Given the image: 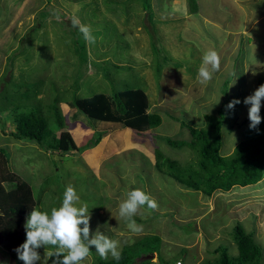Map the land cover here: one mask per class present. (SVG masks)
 <instances>
[{
  "label": "rangeland",
  "instance_id": "374dc122",
  "mask_svg": "<svg viewBox=\"0 0 264 264\" xmlns=\"http://www.w3.org/2000/svg\"><path fill=\"white\" fill-rule=\"evenodd\" d=\"M114 1L107 6L115 7L116 11L112 8L108 12L106 0H0V91L3 82L9 80V65L15 80L34 83L31 92L34 88L44 89L40 94L44 104L53 98L64 103L71 100V85L77 81L81 87L77 96L81 98L96 93L111 94L113 90L128 87L142 88L150 98L152 110L161 115L162 125L153 129V133L151 130L141 135L127 129L124 146L115 155L105 152L109 140L106 137L87 155L76 153L71 156L74 161H69L58 152L41 150L35 143L15 140L10 135L14 128L9 117L5 129L0 128V147L9 156L10 168L31 185L36 197L43 187H48L39 209L49 214L53 207L61 205L66 186L72 185L80 196L78 206L88 205L91 234L99 229L119 241L120 251L143 237L159 235L160 256L168 264H175L176 258H182L179 259L182 264H202L214 260L217 257L214 250L222 244L229 247L230 254H238L232 229L239 222L264 248V179L254 186L235 187L207 197L153 168L158 147L167 158L183 167L197 163L192 150L172 148L158 137L191 140L190 131L180 127L182 121L195 129H208L206 117H218L227 101L223 93L227 81H231L229 102L234 99L241 102L234 109H225L222 155H231L244 139L250 125V105L243 101L258 88V78L264 77V0H197L196 16L190 13V0H151L154 24L137 4L129 7L131 16L127 20L120 12L121 6H115L125 0ZM48 5L54 10L51 9L52 15L41 30L43 36L32 37L31 44L20 49V56L10 57L21 39L39 26V13L47 10ZM100 8L110 19L101 17ZM73 17L89 26L91 32L95 31L92 27L95 24L98 30L114 35L103 40L98 36L99 62L131 68L123 75L134 72L137 77L130 74L122 78L114 73L113 79L106 80L102 71L95 76V70L76 76L79 57L71 50L72 35L68 33ZM106 20L113 26L102 30ZM120 42L128 46L126 52L117 49L124 52L122 60L113 53ZM153 42H160L168 57L181 68L169 64L156 77ZM87 45L92 46L88 42ZM209 49L219 53L221 67L210 82L201 84L197 79L198 69ZM63 113L70 126H80V130L75 129L78 136L72 131L73 143L77 147L85 146L93 138L94 129L83 121H74L71 111L68 113L66 109ZM134 189L143 190L158 204L156 210L143 206L133 217L137 225L143 226L140 233L133 232L129 222L119 217V203ZM15 199L27 201L21 195ZM31 201V205H36L35 198ZM4 251L1 246V256ZM38 251L42 260L37 264H42L45 249ZM148 256L151 255L141 260ZM97 257L100 256L93 247L83 264H95ZM111 258L109 254L107 260ZM161 258L156 253L150 264H165ZM6 259L2 257L4 264H16L15 259L10 258L9 262ZM48 264L52 263L48 261Z\"/></svg>",
  "mask_w": 264,
  "mask_h": 264
},
{
  "label": "trees",
  "instance_id": "16d2710c",
  "mask_svg": "<svg viewBox=\"0 0 264 264\" xmlns=\"http://www.w3.org/2000/svg\"><path fill=\"white\" fill-rule=\"evenodd\" d=\"M114 2V0H106L105 5L108 12H111L112 8L116 11L115 7L107 6L114 4ZM118 4L121 6L120 12L125 14V17L127 16V20L131 16L129 7L137 4L147 12L149 21L154 24L151 0H125L115 3V6ZM191 5L194 6L193 11L198 13L197 4L193 0ZM51 9L54 10L48 5L47 10L39 13V26L32 28V33L29 32L26 37L24 36L25 38L21 39L22 42L20 41L17 48L10 53V57L20 56V49L24 45H30L32 37L39 39L40 35L43 36L41 30L52 15ZM99 11L102 18L110 19L101 8ZM54 23L57 22L54 21ZM111 26H113L112 23L106 20L102 30H109ZM92 27L95 30L92 32L95 43L91 44L90 47L78 29L74 28L73 25L68 27V33L72 35L71 50L73 54L79 57L75 75L82 77V75H88L91 70H95V76H98L102 71L103 78L106 80L113 79L114 73L121 75L122 78L130 74L136 78L137 74L134 72L123 75L124 72H129L131 68L118 65L109 66L107 62H99L96 53L100 44L97 40L98 36L103 40L105 37L113 38L114 35H108L98 30L99 27L95 24ZM11 44H8L9 47ZM126 45V43H118L113 48L114 56L122 60L123 53L128 50ZM118 48L124 52L120 53ZM152 51L155 57L156 77L161 76L163 68L169 64L181 68L179 63L168 57L160 42L152 43ZM9 69L12 71V65H9ZM11 71L9 72V80L3 82L4 87L0 91V128L5 129L6 120L11 117L14 130L11 131L10 135L15 140L35 143L41 150L58 152L66 160H73L71 156L76 153L81 155L87 150L95 148L106 137L109 140L105 152L109 155H115L124 146L123 135L127 129L147 132L160 127L163 123L161 115L152 110L150 98L142 88L128 87L120 91L113 90L114 92L111 94L96 93L81 98L77 96L81 90L77 81L71 85L73 98L65 103L70 107L71 118L74 121H83L95 131L93 138L85 146L77 147L73 143L71 133L66 129L64 117L59 108L61 100L53 98L51 102L44 104L40 98V94L45 92L44 89L34 88V91L31 92L30 89L34 83L29 80L24 81V83L21 80H15ZM230 83L231 81H227L224 84L223 93L227 101L219 110V116L206 117L208 129H195L182 121L179 122L180 127L190 131L191 140L177 141L169 137H158L172 148L187 147L192 150L197 155L196 164L183 167L178 161L167 158L159 147L155 150L156 161L153 168L174 179L187 189L198 191L207 197H211L216 192H229L235 187L254 186L264 179V109H261L262 121L257 129H250L249 125L244 132V139L236 146L234 152L228 156H223L221 153L223 129L226 123L225 109L230 99L228 94ZM262 84H264L263 76L258 78V87ZM76 135L78 136L77 133ZM0 177V248L3 246L5 250L2 256L0 254V264H4L2 257L7 258V262L12 258L11 260L15 259L16 264H22L15 249L25 242L24 224L26 218L33 208L40 210L48 187H43L36 197L31 185L12 171L9 156L2 147H0ZM20 195L25 196L27 201L18 199L13 201L15 196ZM33 198L36 199V205H31ZM232 240L237 247V255L230 254L229 247L222 244L214 250L217 257L202 264H263L264 248L257 243L252 233L246 231L242 223L239 222L233 227ZM161 242L162 238L159 235L143 237L131 245L124 246L119 261L113 258L105 260L97 257L95 264H150V259L141 261L140 258L156 253L161 258ZM48 250L54 251L55 249L49 246ZM182 253L185 254V250H182ZM179 259L182 260V258H176L175 264L181 262ZM160 260L168 264L164 259L161 258ZM49 261L52 263L51 259Z\"/></svg>",
  "mask_w": 264,
  "mask_h": 264
},
{
  "label": "clouds",
  "instance_id": "9594fccd",
  "mask_svg": "<svg viewBox=\"0 0 264 264\" xmlns=\"http://www.w3.org/2000/svg\"><path fill=\"white\" fill-rule=\"evenodd\" d=\"M191 1L189 4L190 13L196 16L197 13L193 11L194 6L191 5ZM193 1L199 10L197 0ZM72 25L78 27L85 41L90 44L95 43V37L89 26L81 24L75 17L72 19ZM220 67L219 53L215 49H209L204 53L201 66L198 69V81L201 84H207L213 79L214 74L219 72ZM240 102V100L234 99L226 105V108L234 109ZM243 103L250 105L248 111L250 129L255 130L262 121L260 112L262 103H264V84L260 85L253 94L247 96ZM151 132L153 133V130ZM79 202L80 196L76 189L72 185H68L63 193L61 205L58 208L53 207L50 214L47 211L33 208L24 224L26 240L15 249L18 259L24 264H37L42 260L38 250L43 247L45 254L42 264H48L49 259L52 264H83L94 247L102 259H107L111 254L113 259L119 261L121 259L119 241L109 238L99 229L94 235L91 234V214L88 205L78 206ZM145 205L152 210L158 208L157 202L141 189L127 192L126 198L119 203V217L128 221L129 228L135 233L142 232L143 226L137 225L133 217ZM49 246L55 250L49 251Z\"/></svg>",
  "mask_w": 264,
  "mask_h": 264
},
{
  "label": "crops",
  "instance_id": "0c3cea01",
  "mask_svg": "<svg viewBox=\"0 0 264 264\" xmlns=\"http://www.w3.org/2000/svg\"><path fill=\"white\" fill-rule=\"evenodd\" d=\"M62 107H65L67 109V112L69 113L71 111L70 107L66 104V103H60L59 104V108L61 110V113L63 114V117H64V121H65V124H66V129L71 133L72 137H73V134H72V131L73 133L75 132V129H79L80 126L76 125L74 126V124L72 126H70V124H68L69 122L66 121V118L64 116V110L66 109H62ZM69 125V126H68ZM2 130V129H1ZM4 130V129H3ZM80 130V129H79ZM128 130H131V129H128ZM134 132V130H132ZM136 132V131H135ZM138 133V132H136ZM139 134V133H138ZM141 135V134H140ZM74 138V137H73ZM101 145V144H100ZM89 152H91V149L90 150H87L86 152H84L83 154L87 155ZM84 158L86 159V157L84 156Z\"/></svg>",
  "mask_w": 264,
  "mask_h": 264
},
{
  "label": "water",
  "instance_id": "95a60500",
  "mask_svg": "<svg viewBox=\"0 0 264 264\" xmlns=\"http://www.w3.org/2000/svg\"><path fill=\"white\" fill-rule=\"evenodd\" d=\"M153 256H155V254H153L152 256H148L147 258H144V259L141 260V261H144V260H146V259H151V258H153ZM140 259H142V258H140Z\"/></svg>",
  "mask_w": 264,
  "mask_h": 264
},
{
  "label": "built area",
  "instance_id": "2783aa9c",
  "mask_svg": "<svg viewBox=\"0 0 264 264\" xmlns=\"http://www.w3.org/2000/svg\"><path fill=\"white\" fill-rule=\"evenodd\" d=\"M178 264H180V263H178Z\"/></svg>",
  "mask_w": 264,
  "mask_h": 264
}]
</instances>
